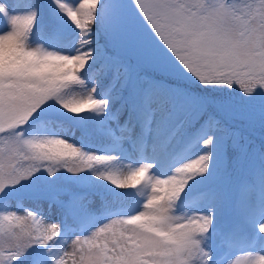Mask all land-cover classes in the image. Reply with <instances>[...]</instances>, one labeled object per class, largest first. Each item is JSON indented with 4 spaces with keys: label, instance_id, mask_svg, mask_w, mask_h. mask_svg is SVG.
I'll return each instance as SVG.
<instances>
[{
    "label": "snow or ice",
    "instance_id": "1",
    "mask_svg": "<svg viewBox=\"0 0 264 264\" xmlns=\"http://www.w3.org/2000/svg\"><path fill=\"white\" fill-rule=\"evenodd\" d=\"M0 264H264V0H0Z\"/></svg>",
    "mask_w": 264,
    "mask_h": 264
},
{
    "label": "rangeland",
    "instance_id": "2",
    "mask_svg": "<svg viewBox=\"0 0 264 264\" xmlns=\"http://www.w3.org/2000/svg\"><path fill=\"white\" fill-rule=\"evenodd\" d=\"M23 2V0H16V3H22ZM121 204H118V206L119 207H123V208H127V207H134L135 205L134 204H132V205H129L127 202H125V201H123V204H122V202H120ZM141 203H142V201H141ZM69 243H70V241H69ZM245 254L244 253H242V252H237L236 253V256H240V257H243ZM233 258H235V257H233Z\"/></svg>",
    "mask_w": 264,
    "mask_h": 264
},
{
    "label": "trees",
    "instance_id": "3",
    "mask_svg": "<svg viewBox=\"0 0 264 264\" xmlns=\"http://www.w3.org/2000/svg\"><path fill=\"white\" fill-rule=\"evenodd\" d=\"M122 202V204H123V201H121ZM126 202V201H125ZM118 204H121L120 202H118Z\"/></svg>",
    "mask_w": 264,
    "mask_h": 264
}]
</instances>
